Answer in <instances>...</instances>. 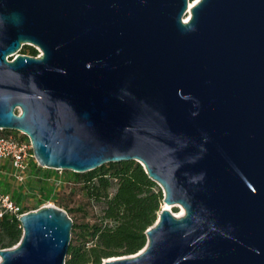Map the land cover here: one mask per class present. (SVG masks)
Segmentation results:
<instances>
[{
	"label": "water",
	"instance_id": "1",
	"mask_svg": "<svg viewBox=\"0 0 264 264\" xmlns=\"http://www.w3.org/2000/svg\"><path fill=\"white\" fill-rule=\"evenodd\" d=\"M0 129L43 168L135 160L181 206L101 264H264V0H0ZM17 219L0 264H64L65 210Z\"/></svg>",
	"mask_w": 264,
	"mask_h": 264
},
{
	"label": "trees",
	"instance_id": "2",
	"mask_svg": "<svg viewBox=\"0 0 264 264\" xmlns=\"http://www.w3.org/2000/svg\"><path fill=\"white\" fill-rule=\"evenodd\" d=\"M193 1V0H190ZM188 0V2H190ZM28 55L35 56L37 51L23 44ZM10 130H5L9 133ZM87 201L96 203L99 212L91 223L77 224L71 219L70 240L66 250L64 264H100L101 260L111 256L129 255L139 251L145 244V230L154 223L162 205V194L158 185L151 180L142 166L135 160L106 162L95 169L85 172L65 170ZM51 169L32 164L26 181L29 188L41 190L39 201H46L53 194L49 176ZM6 190L15 205L18 196L25 193V187ZM17 207L8 211L0 206V249L17 243L21 236L18 215L25 208Z\"/></svg>",
	"mask_w": 264,
	"mask_h": 264
},
{
	"label": "rangeland",
	"instance_id": "3",
	"mask_svg": "<svg viewBox=\"0 0 264 264\" xmlns=\"http://www.w3.org/2000/svg\"><path fill=\"white\" fill-rule=\"evenodd\" d=\"M21 52H26V48L21 46L16 53H21ZM12 57H10V59ZM5 130L7 129L0 130V134H10L13 137L21 138V135L16 130H10L9 133H5ZM32 164L33 163H31V165ZM7 168H8L7 162L0 161V171H3ZM65 172H66L65 169H63V171L60 174H57L54 170L51 169L49 180L50 183L53 184L52 185L53 194L50 199L46 201H39V195L41 193V190H39L36 187L35 188L33 187V188H29L28 189L29 191H26L27 190L26 188L28 187H26L27 185L25 182L23 185H21L25 187V189H23L25 190V193L22 197L20 195L18 196L15 205H17L18 207L25 208L26 211H30L37 209L41 207L43 204H47L48 202L49 205H54L63 210L64 208L65 209L69 208L72 211L69 212V215H71V217L75 220L77 224L91 223L99 212L98 204L87 201L86 197L78 189V185L75 184L71 178H68ZM18 185L19 184H16L11 178H8L7 176H3V174L0 172V188L1 186L5 187L9 193V191H11L12 189L14 191H16L17 189L21 190V188H19ZM159 189L163 196L162 189L160 187ZM169 206H170L169 210L171 213L177 214L180 212L181 206L179 205H169ZM104 259L101 260V263Z\"/></svg>",
	"mask_w": 264,
	"mask_h": 264
},
{
	"label": "built area",
	"instance_id": "4",
	"mask_svg": "<svg viewBox=\"0 0 264 264\" xmlns=\"http://www.w3.org/2000/svg\"><path fill=\"white\" fill-rule=\"evenodd\" d=\"M182 21H185L182 18ZM38 56L40 51L37 49ZM18 113V112H16ZM3 130V129H0ZM21 138H16L10 134H0V161H6L8 168L0 171L3 176L11 178L16 184L23 185L29 175L31 163L36 164L31 151L30 141L27 135L17 131ZM39 166V165H37ZM57 174H60L63 169H52ZM49 205L43 204L42 206ZM0 206L8 211H16L17 207L10 200L9 194L3 193L0 190ZM35 210V209H34Z\"/></svg>",
	"mask_w": 264,
	"mask_h": 264
},
{
	"label": "bare ground",
	"instance_id": "5",
	"mask_svg": "<svg viewBox=\"0 0 264 264\" xmlns=\"http://www.w3.org/2000/svg\"><path fill=\"white\" fill-rule=\"evenodd\" d=\"M190 1V0H189ZM197 0H193V1H190V2H188V8H190V6L192 5V4H194L195 2H196ZM189 17V9L187 10V12L184 14V20H187V18ZM162 207L163 208H166V209H169L170 208V206H169V204H165V203H163L162 204ZM182 213H183V209L181 208L180 209V212L179 213H177V214H174L175 216H180V215H182ZM109 259H115V258H109Z\"/></svg>",
	"mask_w": 264,
	"mask_h": 264
},
{
	"label": "crops",
	"instance_id": "6",
	"mask_svg": "<svg viewBox=\"0 0 264 264\" xmlns=\"http://www.w3.org/2000/svg\"><path fill=\"white\" fill-rule=\"evenodd\" d=\"M7 166H8V163H7Z\"/></svg>",
	"mask_w": 264,
	"mask_h": 264
}]
</instances>
